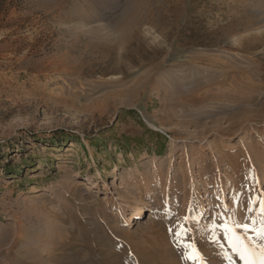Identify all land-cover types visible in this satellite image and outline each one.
Segmentation results:
<instances>
[{"label":"rangeland","instance_id":"1","mask_svg":"<svg viewBox=\"0 0 264 264\" xmlns=\"http://www.w3.org/2000/svg\"><path fill=\"white\" fill-rule=\"evenodd\" d=\"M262 194L264 0H0V264H243Z\"/></svg>","mask_w":264,"mask_h":264},{"label":"snow or ice","instance_id":"2","mask_svg":"<svg viewBox=\"0 0 264 264\" xmlns=\"http://www.w3.org/2000/svg\"><path fill=\"white\" fill-rule=\"evenodd\" d=\"M254 211L256 216L260 217L259 221L256 217L246 215L244 222H242L235 216L227 215V209L225 208V211L220 214L221 222L216 223L214 221L211 225L213 241L220 248H223V245L219 244L215 236V231L219 228L223 233V238L228 243V247L239 257L243 264H264V244L256 243V239L264 241V194L260 197L250 198L246 212L252 213ZM189 219L190 217L185 216L183 222H177L174 239L177 245L184 249V258L190 261L191 264H210L195 242L187 239L190 229L186 225ZM169 232H173V229L170 228ZM225 258L230 261V264H233L230 256H225Z\"/></svg>","mask_w":264,"mask_h":264},{"label":"bare ground","instance_id":"3","mask_svg":"<svg viewBox=\"0 0 264 264\" xmlns=\"http://www.w3.org/2000/svg\"><path fill=\"white\" fill-rule=\"evenodd\" d=\"M146 5L144 4V2H143V4L141 5V6H139V7H141V8H143V7H145ZM146 8V7H145ZM142 15V14H141ZM135 16V15H134ZM134 16H133V18H134ZM138 18V17H137ZM134 19H132V21H133ZM136 20V19H135ZM217 126V125H216ZM115 171H117V169L115 170ZM78 186H83V188L85 189V190H90V189H92V188H94L96 185L94 184V183H84L83 181H80L79 182V184H78ZM40 187H37V186H34L33 188H32V190H31V193L32 194H36V193H38V192H40ZM203 197V195L201 194V193H199L198 194V197H197V199H200V198H202ZM207 210H208V202L207 201H203V203L201 204V206L199 207V209H198V212H197V214H196V217L198 218V217H200V216H202V215H204L206 212H207ZM143 213V211H142V208L140 207V206H135L133 209H132V213H131V215H130V217L128 218V223L129 224H132V223H134L140 216H141V214Z\"/></svg>","mask_w":264,"mask_h":264}]
</instances>
